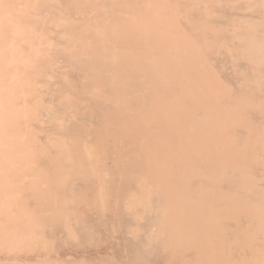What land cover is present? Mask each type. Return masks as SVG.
Returning a JSON list of instances; mask_svg holds the SVG:
<instances>
[{
    "label": "bare ground",
    "instance_id": "1",
    "mask_svg": "<svg viewBox=\"0 0 264 264\" xmlns=\"http://www.w3.org/2000/svg\"><path fill=\"white\" fill-rule=\"evenodd\" d=\"M0 264H264V0H0Z\"/></svg>",
    "mask_w": 264,
    "mask_h": 264
}]
</instances>
